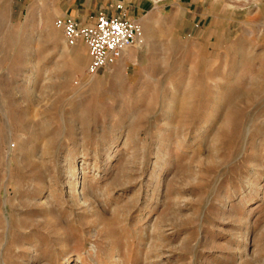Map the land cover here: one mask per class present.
I'll return each instance as SVG.
<instances>
[{
  "label": "rangeland",
  "instance_id": "1",
  "mask_svg": "<svg viewBox=\"0 0 264 264\" xmlns=\"http://www.w3.org/2000/svg\"><path fill=\"white\" fill-rule=\"evenodd\" d=\"M58 1L0 0V264H264V0H143L92 75Z\"/></svg>",
  "mask_w": 264,
  "mask_h": 264
},
{
  "label": "built area",
  "instance_id": "2",
  "mask_svg": "<svg viewBox=\"0 0 264 264\" xmlns=\"http://www.w3.org/2000/svg\"><path fill=\"white\" fill-rule=\"evenodd\" d=\"M115 8L118 10L115 15L98 10L94 21L89 24H80L70 18H58L55 21L68 45L80 40L86 45L88 74H95L114 63L124 49L134 45L139 35L138 23L125 15L123 4L117 3Z\"/></svg>",
  "mask_w": 264,
  "mask_h": 264
},
{
  "label": "crops",
  "instance_id": "3",
  "mask_svg": "<svg viewBox=\"0 0 264 264\" xmlns=\"http://www.w3.org/2000/svg\"><path fill=\"white\" fill-rule=\"evenodd\" d=\"M117 3L123 4V12L131 19H137L146 5L143 0H59L57 17L89 24L94 21L98 10H103L107 15L117 14L118 10L115 8Z\"/></svg>",
  "mask_w": 264,
  "mask_h": 264
},
{
  "label": "bare ground",
  "instance_id": "4",
  "mask_svg": "<svg viewBox=\"0 0 264 264\" xmlns=\"http://www.w3.org/2000/svg\"><path fill=\"white\" fill-rule=\"evenodd\" d=\"M139 35H138V37H137V40H139V42H141V36H142V34H141V30H140V26H139ZM127 49V48H126ZM126 49H124L123 51H122V53L126 50ZM121 53V54H122Z\"/></svg>",
  "mask_w": 264,
  "mask_h": 264
}]
</instances>
